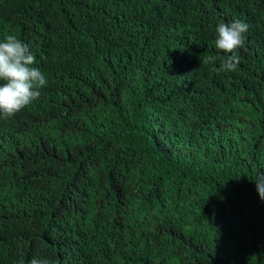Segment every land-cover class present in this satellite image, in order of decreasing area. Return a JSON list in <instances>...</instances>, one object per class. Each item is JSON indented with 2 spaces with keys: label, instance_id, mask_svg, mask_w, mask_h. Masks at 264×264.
<instances>
[{
  "label": "trees",
  "instance_id": "obj_1",
  "mask_svg": "<svg viewBox=\"0 0 264 264\" xmlns=\"http://www.w3.org/2000/svg\"><path fill=\"white\" fill-rule=\"evenodd\" d=\"M9 34L47 84L0 118V264H264V0H0Z\"/></svg>",
  "mask_w": 264,
  "mask_h": 264
},
{
  "label": "clouds",
  "instance_id": "obj_2",
  "mask_svg": "<svg viewBox=\"0 0 264 264\" xmlns=\"http://www.w3.org/2000/svg\"><path fill=\"white\" fill-rule=\"evenodd\" d=\"M248 25L237 19L231 23L220 22L215 28V47L231 53L223 61L220 70L234 71L240 57L235 50L244 46ZM215 60L209 56L208 62ZM36 57L28 44L16 35H6L0 42V118L9 119L39 98L41 87L47 84L43 72L33 67ZM256 191L264 200V175H256ZM28 264H47L33 258Z\"/></svg>",
  "mask_w": 264,
  "mask_h": 264
}]
</instances>
